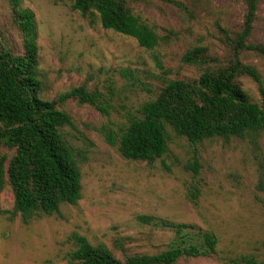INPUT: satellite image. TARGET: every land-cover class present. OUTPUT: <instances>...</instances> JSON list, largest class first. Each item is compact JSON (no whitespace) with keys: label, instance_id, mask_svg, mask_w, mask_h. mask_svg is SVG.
Masks as SVG:
<instances>
[{"label":"rangeland","instance_id":"obj_1","mask_svg":"<svg viewBox=\"0 0 264 264\" xmlns=\"http://www.w3.org/2000/svg\"><path fill=\"white\" fill-rule=\"evenodd\" d=\"M176 1L190 14L163 0L130 5L162 38L149 51L131 37L104 29L98 16H82L68 1L21 0L18 9L35 16L41 97L56 101L85 86L104 95L108 114L75 98L59 105L73 121L63 133L76 151L82 199L63 205L61 216L25 224L12 214L14 196L7 186L0 192V264H71L76 234L93 245L106 244L119 257L123 251L157 254L174 241L172 225H191L195 230L190 231H209L219 240L211 257H184L177 264H230L241 256L264 261V131L245 140L214 138L191 145L168 129L169 151L152 165L123 158L108 141L109 133L122 134L166 82L200 78L201 69L182 63L186 52L206 47L222 62L229 59L219 26L230 34L242 29L244 0ZM14 5L0 0V51L22 55L24 34ZM249 42L264 46V0ZM241 59L256 67L264 82V56L247 51ZM240 82L258 103L256 83L249 77ZM7 152L0 147V154ZM195 160L198 174L191 169Z\"/></svg>","mask_w":264,"mask_h":264},{"label":"trees","instance_id":"obj_2","mask_svg":"<svg viewBox=\"0 0 264 264\" xmlns=\"http://www.w3.org/2000/svg\"><path fill=\"white\" fill-rule=\"evenodd\" d=\"M14 18L24 34V54L0 51V192L7 186L14 196L12 214L25 224L34 218L61 216L63 205H77L82 199V175L74 147L64 136L73 127L71 116L59 108L75 98L103 114L104 95L85 86L73 88L56 101L41 97L38 71V45L34 13L18 9ZM68 1L82 16H98L106 30L128 36L146 50L155 49L162 38L134 14L130 5L141 0H57ZM187 10L176 0H163ZM247 10L242 29L234 34L219 26L230 56L222 62L206 47H195L184 54L182 63L202 70L196 81L169 80L154 100L144 103L129 119L128 126L116 136L109 133L111 145L123 158L152 165L167 155L169 133L186 138L191 145L220 138L245 140L264 131V82L254 66L245 64L247 51L264 56V46L251 44L260 0H244ZM251 78L260 95L253 102L240 79ZM190 169V166L187 167ZM191 169L200 171L198 160ZM194 198L197 195L193 193ZM165 226H170L165 223ZM174 241L168 250L157 254L117 256L106 244L93 245L86 237L74 235L75 250L71 264H177L181 258H208L217 251L219 240L209 231L192 232L191 225H172ZM119 249L124 247L117 243ZM230 264H264L251 256L232 259Z\"/></svg>","mask_w":264,"mask_h":264}]
</instances>
